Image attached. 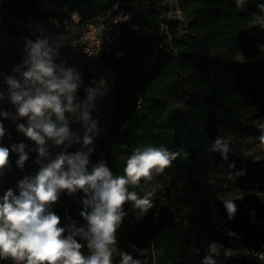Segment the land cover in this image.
Listing matches in <instances>:
<instances>
[{
  "label": "trees",
  "instance_id": "16d2710c",
  "mask_svg": "<svg viewBox=\"0 0 264 264\" xmlns=\"http://www.w3.org/2000/svg\"><path fill=\"white\" fill-rule=\"evenodd\" d=\"M177 2L185 29L176 20L168 22L167 30L162 27L163 16L170 12L167 0H0V130L4 133L0 147L9 150L8 164L0 169V200L9 189L18 195L19 182L33 177L60 153L81 152L88 156L89 171L103 162L114 176L123 175L125 162L136 148L164 147L179 153L162 173L154 171L150 180L127 186L138 198L150 194L152 207L141 213L131 201L122 206L112 264H121V253L140 264H204L206 259L218 264L229 246L226 229L242 234L249 243L250 231L255 230L251 216L262 215L254 207L243 174L239 202L243 215H227V202L221 199L213 176L220 170L221 156L235 160L241 172L256 168L242 161L235 147L244 141L252 127L249 118H254L261 103L248 79L252 64L247 59L264 55V0ZM74 14L80 22L90 19L104 27L120 14L127 21L113 26L116 42L110 54L82 57L70 69L78 76L72 109L99 97L100 82L109 83L108 97L99 98L98 116L88 122H69L71 111L65 112L68 139L59 146L46 139V156L39 157L38 146L18 130V125L27 127L28 118L17 116L7 80L23 83L28 45L38 39L47 41L57 69L67 62L69 50L61 34L69 33L63 23ZM134 57L139 61L129 72L126 62ZM262 63L264 58L253 64ZM93 124L94 132L88 133L92 142L85 146L83 137ZM21 144L28 158L18 166L19 153L13 148ZM263 182L264 177L262 187ZM90 195L61 191L49 206L60 218L64 237L76 229L87 231L80 212L91 211L83 204ZM74 239L85 257L91 255L86 240ZM235 259L259 264L249 255ZM0 264L16 262L0 258Z\"/></svg>",
  "mask_w": 264,
  "mask_h": 264
},
{
  "label": "clouds",
  "instance_id": "9594fccd",
  "mask_svg": "<svg viewBox=\"0 0 264 264\" xmlns=\"http://www.w3.org/2000/svg\"><path fill=\"white\" fill-rule=\"evenodd\" d=\"M239 3L242 0H238ZM51 54L52 49L48 48L46 40L38 39L29 44L23 83L12 78L7 80L12 90L11 102L18 106L17 116L28 118L27 127L18 125V130L38 146L39 157L46 156L43 147L46 139L57 146L68 139L64 113L73 111L71 103L78 88V83L74 82L78 76H74L72 70L57 74ZM88 98L91 99V93ZM82 118L86 121L87 114ZM94 130L95 124L88 127L83 145L92 142L88 133ZM3 135L0 130V137ZM13 151L19 153L18 166L23 165L28 158L24 154V145L13 148ZM178 155L164 147L136 148L125 162L123 175L114 176L103 162L93 165L89 171L86 167L88 156L81 152L60 153L33 177L19 182L18 195L9 189L0 200V258H10L16 264L21 261L24 264H112V245L124 215L122 206L131 201L141 213L152 207L150 194L138 198L135 192L128 191L127 186L138 185L141 179L150 180L154 171L162 173ZM8 158L9 150L0 147V169L6 167ZM65 190L68 193L80 190L86 196L91 194L83 201L85 208L91 211L80 212L87 222V231L76 229L67 237L62 235L65 229L58 226L59 216L49 211L58 193ZM226 207L229 212L235 210L230 203ZM75 236L87 241L91 255L85 257L81 253L82 245L74 239ZM212 247L215 250V246ZM121 264H140V261L121 253ZM204 264H212V261L206 259Z\"/></svg>",
  "mask_w": 264,
  "mask_h": 264
},
{
  "label": "rangeland",
  "instance_id": "374dc122",
  "mask_svg": "<svg viewBox=\"0 0 264 264\" xmlns=\"http://www.w3.org/2000/svg\"><path fill=\"white\" fill-rule=\"evenodd\" d=\"M181 25L183 29L186 28V23ZM68 32L67 34H61V39L66 41V44L72 36L70 29ZM260 58H264V55L247 59V62L252 64L249 67L250 75L248 79L255 86L257 95L261 97L260 107L254 118H249L248 123L252 127L245 136L244 141L236 143L235 147L242 161L255 165L256 168L246 167L241 172L235 160L228 156H221L218 158L220 170L214 174L213 181L220 190L221 199L226 201L227 204H232L235 209L229 212L227 208V215L238 218L243 215L239 203L242 201L244 191L240 187V175L243 174V183L250 189L254 207L260 211L257 213L262 215L251 216V219L254 220L255 230L250 231L251 240L249 243L242 234L230 228L226 229V234L229 236V246L224 250V259L218 264H250L236 261L235 258H240L241 255H249L259 264H264V187L260 186L264 177V140H262V137H264V63L253 64L255 60ZM131 70L132 66L128 65V71L131 72ZM96 92L100 100L106 99L109 94V83L100 82L96 87ZM262 185L264 186V182Z\"/></svg>",
  "mask_w": 264,
  "mask_h": 264
},
{
  "label": "built area",
  "instance_id": "2783aa9c",
  "mask_svg": "<svg viewBox=\"0 0 264 264\" xmlns=\"http://www.w3.org/2000/svg\"><path fill=\"white\" fill-rule=\"evenodd\" d=\"M167 2L170 5V12L163 16L162 27L167 30L168 22L171 20H176L179 24L186 23L177 0H167ZM126 21L127 16L120 14L112 20L111 25L104 27L102 24H98L90 19L80 22L77 15H72L70 19L63 23L67 31L70 29L72 36L67 44L69 60L58 65L60 72L76 67L82 57L97 58L102 55L110 54L116 42V38L111 35L113 26ZM131 28L135 29L134 27ZM116 56L120 58L122 57V53H117ZM137 61H139L138 57L128 60L126 62V69L128 70V65H131L133 68ZM98 103L99 97L95 96L93 101H88L81 107H75L73 111L69 113L67 120L69 122H88L94 120L99 114ZM85 113L88 116L86 121L82 118Z\"/></svg>",
  "mask_w": 264,
  "mask_h": 264
}]
</instances>
